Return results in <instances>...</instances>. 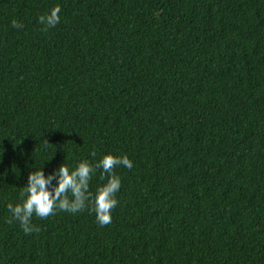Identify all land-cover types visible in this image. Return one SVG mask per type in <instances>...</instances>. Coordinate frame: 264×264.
Instances as JSON below:
<instances>
[{
	"label": "trees",
	"instance_id": "trees-1",
	"mask_svg": "<svg viewBox=\"0 0 264 264\" xmlns=\"http://www.w3.org/2000/svg\"><path fill=\"white\" fill-rule=\"evenodd\" d=\"M105 154L110 224L7 223L30 172ZM0 264H264V0H0Z\"/></svg>",
	"mask_w": 264,
	"mask_h": 264
},
{
	"label": "clouds",
	"instance_id": "clouds-1",
	"mask_svg": "<svg viewBox=\"0 0 264 264\" xmlns=\"http://www.w3.org/2000/svg\"><path fill=\"white\" fill-rule=\"evenodd\" d=\"M60 12L61 8L57 5L49 14L38 17V22L44 26V31L60 23ZM11 26L17 29L24 27L16 19L12 20ZM91 155L95 157V151ZM118 166L132 169L133 162L127 155L105 154L95 165L84 160L79 162L74 170L61 164L47 176L42 168L30 172L27 185L20 194L21 202L15 205L7 204V209L12 214L7 223L18 221L24 233L31 235L33 232L41 231L39 226L31 222L34 215L46 219L56 215L58 211L77 214L87 209L95 213L96 221L101 227L110 224L111 212L118 205L116 194L121 188V179L114 171ZM97 169H102L100 179L105 180L107 177V182L98 186L93 196L89 191V184Z\"/></svg>",
	"mask_w": 264,
	"mask_h": 264
}]
</instances>
